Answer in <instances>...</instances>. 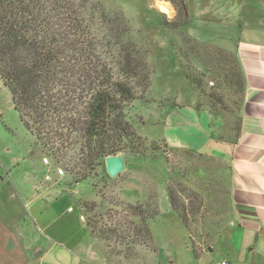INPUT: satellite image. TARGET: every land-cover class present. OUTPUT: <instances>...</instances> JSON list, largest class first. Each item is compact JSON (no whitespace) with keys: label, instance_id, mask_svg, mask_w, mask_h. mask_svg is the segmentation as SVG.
Returning <instances> with one entry per match:
<instances>
[{"label":"rangeland","instance_id":"rangeland-1","mask_svg":"<svg viewBox=\"0 0 264 264\" xmlns=\"http://www.w3.org/2000/svg\"><path fill=\"white\" fill-rule=\"evenodd\" d=\"M77 1L85 22L99 45L103 60L112 65L121 61L120 50L116 44L118 41L111 39L103 23L104 14L116 21L117 33L125 28L130 29L128 36L122 39L123 46L128 47L131 53L135 52L137 59L143 57L148 69L153 70L148 93L141 101L132 103L128 117L135 132L149 142H155L159 151L151 154L149 158L120 154L125 163V170L116 178L108 176L103 163V166L95 169L97 177L94 182L98 187L93 192L92 178L71 187L66 177L58 178L53 174L55 166L52 164L47 168L52 173L51 180L46 181V168L41 165L43 156L39 148H33V139L20 124L10 95L0 82V149L4 144L12 148L13 144L14 156L19 158L18 161L14 159L13 175L9 174L7 177L4 173L3 177L10 182L18 179L24 191L20 196L16 194H19V191L12 196L8 194L5 200L12 203L10 205L15 208L14 214L16 211H27L21 227L24 231L34 227L31 217L35 212H28L34 200L57 204L50 206L51 210H45V214L49 220L55 217L53 226L60 225L63 250L61 264H79V258L73 253L80 251L89 255L90 251H94L98 254V251L104 249L103 242L94 236L95 240L91 239L84 229L90 217L99 221V216L110 207L107 201L115 199L132 204L144 203L150 212L153 209L158 211L157 216L146 221L152 237L151 250H139L141 257L135 263L208 264L212 259L219 261L217 253L211 255L209 252L215 247L216 235L231 219L226 165L205 153L217 146L215 140H208L204 146L201 145L205 152L196 149L192 144L182 142V135H192L193 141L198 144L202 139L199 123L192 124L194 127L191 129H183L182 123L188 122L190 125L189 121L194 118L191 108H195L197 112L209 113L212 129L206 131L207 134L231 137L238 127L237 114L241 95L232 89H215V65L212 62L216 50L233 55V35L230 31L224 33L220 28L203 21L205 16L213 12L214 6L211 2L218 0H184L188 6V15L190 5V17L188 24L178 29H168L159 23L160 19L169 22L176 19V9L169 0ZM159 2L167 4L169 13L160 9ZM119 34L122 37V32ZM130 43L135 47H129ZM180 60L195 73L203 76L205 89L202 93L185 78L179 65ZM210 93L221 97L224 108L215 106L208 100L206 95ZM5 127L13 134L5 131ZM163 142L167 144V148H164ZM12 150L14 151V148ZM169 184L175 186L177 191H183L179 192V195L186 198L187 202L189 199L193 202L201 201L200 212L190 222V233L185 230L170 207L167 188ZM32 196H35L34 200ZM5 200L3 198V201ZM89 203H96V208L90 214L83 207ZM70 208L72 212L69 211ZM116 211L120 213L119 208H116ZM45 214L42 216L45 217ZM78 218H81L80 222ZM133 220L140 223L137 218ZM34 243L32 249L41 248L40 243L34 240L30 242L31 245ZM192 243L200 256L203 252L206 253L204 258L194 259ZM97 258L104 264L100 257ZM105 260L108 264L134 263L117 256Z\"/></svg>","mask_w":264,"mask_h":264},{"label":"trees","instance_id":"trees-1","mask_svg":"<svg viewBox=\"0 0 264 264\" xmlns=\"http://www.w3.org/2000/svg\"><path fill=\"white\" fill-rule=\"evenodd\" d=\"M169 2L176 9V19H160V25L168 29L187 25L186 2ZM102 18L111 39L118 41L121 61L115 65L103 60L77 0H0V82L10 95L18 120L33 139V148H39L54 170L64 171L71 187L92 178V192L98 187L95 169L103 166L107 157L127 153L149 158L159 151L155 142L135 132L128 117L132 103L148 93L154 72L143 57L137 59L135 52L123 46L122 39L130 29L120 30L121 37L116 21L104 14ZM129 47L135 45L130 43ZM215 52V89H232L242 98L244 77L235 55ZM179 65L188 82L202 93L203 76L181 60ZM206 96L224 108L219 95ZM5 131L13 134L6 127ZM163 146L168 147L164 142ZM167 188L170 207L190 233V222L200 212L201 201L187 202L179 195L183 191L172 184ZM107 202L111 208L99 216V221L90 217L86 227L103 242L101 254L105 259L117 256L137 264L139 250H151L146 221L158 211L150 212L144 203ZM83 207L90 214L96 203ZM191 249L198 260L193 243Z\"/></svg>","mask_w":264,"mask_h":264},{"label":"crops","instance_id":"crops-1","mask_svg":"<svg viewBox=\"0 0 264 264\" xmlns=\"http://www.w3.org/2000/svg\"><path fill=\"white\" fill-rule=\"evenodd\" d=\"M211 3L213 12L203 21L224 33L230 31L233 54L243 72L244 92L237 114L238 127L231 137L207 134L206 131L212 129L209 113L191 108L194 118L189 121L190 125L183 122V129H191L194 127L192 124L199 123L202 139L198 144L192 135H182V142L205 152L201 145L215 140L217 146L205 153L226 165L231 219L216 235L215 247L209 252L211 255L217 253L220 260L212 259L208 264L221 261L227 264H264V0H218ZM14 155L13 144L12 148L4 144L0 149V264H50L51 261L61 264L60 225L53 226L55 217L49 220L45 214V210H51L50 206L57 204L47 201L43 204L42 200H34L35 196H32L35 202L28 212H35L31 217L34 227L24 231L21 227L27 211L14 214L12 203L5 200L8 194L12 196L19 191L16 194L20 196L24 193L18 179L10 182L3 177L4 173L7 177L13 175L14 159L19 160ZM78 219L80 222L81 218ZM84 231L94 239L86 225ZM33 240L40 243L41 248L32 249L35 243L31 245L30 242ZM97 253L90 251L88 255L79 251L73 254L79 258V264H103L97 256L108 264L101 252ZM205 255L203 252L200 257Z\"/></svg>","mask_w":264,"mask_h":264},{"label":"water","instance_id":"water-1","mask_svg":"<svg viewBox=\"0 0 264 264\" xmlns=\"http://www.w3.org/2000/svg\"><path fill=\"white\" fill-rule=\"evenodd\" d=\"M105 169L110 178H116L125 170V163L120 154L109 156L104 160Z\"/></svg>","mask_w":264,"mask_h":264},{"label":"built area","instance_id":"built-area-1","mask_svg":"<svg viewBox=\"0 0 264 264\" xmlns=\"http://www.w3.org/2000/svg\"><path fill=\"white\" fill-rule=\"evenodd\" d=\"M41 165H43L45 168H46V173L44 175V179L46 181H50L51 180V177H52V173L48 170L49 167H50V161L47 157H42L41 159ZM48 168V169H47ZM53 174L60 178L62 177L65 173L62 169L60 168H57L56 170L53 171ZM72 209L70 208L69 211H71ZM219 264H227L226 261H221Z\"/></svg>","mask_w":264,"mask_h":264},{"label":"bare ground","instance_id":"bare-ground-1","mask_svg":"<svg viewBox=\"0 0 264 264\" xmlns=\"http://www.w3.org/2000/svg\"><path fill=\"white\" fill-rule=\"evenodd\" d=\"M159 7H160V9H161L163 12H167V13H169V11H170V9H169V7L167 6V4H163V3L159 2Z\"/></svg>","mask_w":264,"mask_h":264}]
</instances>
